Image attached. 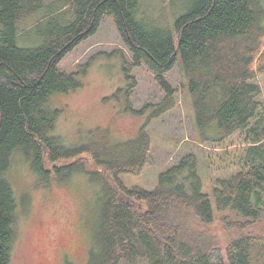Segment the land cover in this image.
Segmentation results:
<instances>
[{"label": "trees", "instance_id": "1", "mask_svg": "<svg viewBox=\"0 0 264 264\" xmlns=\"http://www.w3.org/2000/svg\"><path fill=\"white\" fill-rule=\"evenodd\" d=\"M183 3V11L164 24L142 15L141 0H60L49 8L45 0H0V264L10 263L16 235L17 200L7 173L16 152L47 180L51 173L61 180L87 172L85 154L108 172L110 181L92 173L104 180V189L99 245L87 264H264V237L242 233L223 250L185 217L192 210L207 224L219 214L237 227L264 218V97L258 80L264 72V0ZM107 12L135 63L146 62L167 93L155 116L175 104L177 90L165 73L181 57L196 127L211 126L215 133L202 140L211 192L202 191L191 153L161 172L155 189L126 186L120 175L148 162L152 146L145 130L126 143L113 142L108 130L94 131V142L79 146H67L53 133L60 110L50 97L82 84L59 63L97 32ZM32 30L40 43L19 46L21 35Z\"/></svg>", "mask_w": 264, "mask_h": 264}, {"label": "rangeland", "instance_id": "2", "mask_svg": "<svg viewBox=\"0 0 264 264\" xmlns=\"http://www.w3.org/2000/svg\"><path fill=\"white\" fill-rule=\"evenodd\" d=\"M58 1L45 0V5L49 8ZM163 1L141 0L142 15L166 24L185 7L183 0H176L175 4L171 0ZM39 43L35 30L23 33L18 39L21 47ZM59 68L77 73L82 83L75 90L50 97L51 106L60 110L53 133L65 145L94 142L93 133L100 135L99 130H108L113 142L126 143L145 130L152 146L148 162L138 172L120 175L126 186L155 189L160 173L191 153L197 158L202 191L211 192L204 158L206 145L202 140L205 135L215 133L211 126L205 131L196 127L193 98L186 87L180 56L165 73L170 86L177 90L175 104L158 116L155 113L167 93L146 62L135 63L113 13L104 14L97 32L71 50ZM258 80L264 97V72L259 73ZM25 157L22 152H16L7 172L17 200L16 235L9 264H87L91 251L99 245L104 189V180L92 173L109 178L108 172L95 166L85 154L81 161L87 163V172L61 180L51 173L47 180L33 170L31 161ZM185 215L191 225L212 236L223 250L242 233L264 237V218L237 227L227 225L219 214L207 224L199 223L192 210Z\"/></svg>", "mask_w": 264, "mask_h": 264}]
</instances>
